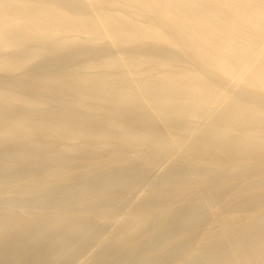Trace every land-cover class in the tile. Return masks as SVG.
<instances>
[{
	"label": "bare ground",
	"instance_id": "bare-ground-1",
	"mask_svg": "<svg viewBox=\"0 0 264 264\" xmlns=\"http://www.w3.org/2000/svg\"><path fill=\"white\" fill-rule=\"evenodd\" d=\"M110 46L114 54L103 50ZM70 47L76 48L67 52ZM53 53L42 62L49 84L22 72L29 61ZM67 53L85 60L75 70L65 68ZM55 70L63 72L50 74ZM171 151L192 152L195 166L202 164L203 151L207 164L233 160L222 179L244 176L251 163L264 170V0H0V201L14 197L0 210V264H76L108 228V221L91 216L39 222L22 217L27 190H21V169L34 175L29 179L38 190L61 182L39 197L53 196L54 204L97 199L88 212L107 214L127 203L123 193L131 186L122 185L144 174L136 155L156 168ZM120 152L133 154L131 168L103 171L97 184L68 183L69 169L97 156L116 164L121 160L113 154ZM232 153L238 156L228 157ZM73 159L78 160L71 168L62 166ZM40 164L45 166L35 168ZM188 180L186 173L166 169L158 184L183 187ZM57 187L60 193H52ZM107 189L118 201H105ZM195 210L201 209L176 222L188 229L200 217ZM121 216L127 224L137 220L134 214ZM136 224L135 232L142 226ZM255 224L227 242L231 250L248 242L261 245L264 229ZM123 259L119 254L105 264ZM248 260L264 261V245Z\"/></svg>",
	"mask_w": 264,
	"mask_h": 264
},
{
	"label": "rangeland",
	"instance_id": "rangeland-1",
	"mask_svg": "<svg viewBox=\"0 0 264 264\" xmlns=\"http://www.w3.org/2000/svg\"><path fill=\"white\" fill-rule=\"evenodd\" d=\"M95 1L97 3L100 2V0ZM99 4L106 5V2ZM150 44V46L160 45L158 43ZM121 46L119 45L118 47ZM21 48L22 50L27 49L28 45H22ZM75 48L70 47L67 52ZM96 49L100 50L101 46L96 47ZM103 50L114 54L113 46ZM55 55L56 53H53L29 61L22 69V72L26 73L25 76L29 78L40 77L49 84L50 81L47 78L51 75L45 74L46 71H43L44 64L42 62L46 61V58ZM62 59L65 68H73L75 70L80 63L84 62L85 57L82 54L67 53L63 55ZM62 72L55 70L50 72V74ZM239 86L237 84V86L233 87V91H237ZM224 87V92L227 96L232 97L233 95L227 91L231 90V86L226 85ZM52 90L53 87H49L46 91L50 92ZM28 93L34 94L37 91L33 90ZM217 95L221 97L223 94L218 92ZM24 112L32 115L29 111ZM174 122L185 125V121L181 118L175 119ZM217 126L221 127V125ZM234 136L237 135L234 134ZM184 152L185 154L178 151L165 153L159 161L160 166L158 165L156 168L146 167L147 159L136 155L141 161L137 167L141 168L144 174L135 177L132 184L122 185L127 188L131 186L129 191L123 193L124 201L127 203L121 210L117 212L111 211L107 214L93 215L88 212V207L95 204L98 201L97 199L89 201L86 198H82L63 204H54L53 196L39 197L44 191L61 182H53L44 190H38L34 185L36 180L29 179L34 175L26 171L28 168H23L21 169V190H27V194L21 195V216L29 215L35 217V222L43 219L81 218L85 216H91L95 222L108 221L106 232L102 235L100 234L93 243L87 246L84 256L77 262L81 264H91L93 262L105 264L109 258L119 254H123L124 259L118 264H264V261H252L251 263L248 260L264 245V234L258 237V240L262 241L261 245L258 246H255L253 242H248L240 250H231L227 244L228 241L233 240L252 224L256 223L255 226L264 229V220L256 221L258 217L264 214V170H259L257 164L251 163L244 166L249 169L244 173V176L235 175L230 180L222 179L218 176L223 170L233 166L231 164L233 160L229 162L230 164L224 163L218 166L207 164L209 156H205V154L208 152L204 153L203 151L199 153V160H203L202 164L195 166L192 163V159L195 158L192 152ZM113 156L121 161L116 164H108L106 156H97L89 165L72 169L68 168L72 178L68 183L76 184L86 181L91 184H97L102 181L100 174L103 171H108L116 166L131 168L129 165L133 156L132 153L120 152L113 154ZM234 156H238V154H228L230 158H235ZM77 160L65 161L62 166L71 168ZM262 161H264V158ZM21 166L24 165L21 164ZM44 166L40 164L35 168H43ZM57 168H52L48 171H53ZM93 168L94 170H91ZM166 169L184 172L188 175L189 180L183 184V187H181L182 184L176 183H168L169 185L158 184L160 174ZM67 170L62 172L68 173L69 171ZM83 171L88 172L85 175H79ZM113 171L115 170L113 169ZM45 177L50 178L51 175H46ZM171 185L178 188L172 192L164 191L167 188L166 186ZM61 186L59 187L60 191L62 190ZM59 188L57 187L52 193L56 191L57 193L55 194H59L60 191L57 190ZM240 188L245 189L238 192L241 190ZM110 190H106L108 198L105 201L107 203L118 201L115 196L111 197L113 194H111ZM11 191V189L6 190L7 193H11ZM13 198V195L5 196V200L3 202L0 201V210H6L5 208L8 206L9 201H12ZM7 200L9 201L7 202ZM38 205H40V208L35 209L34 207H38ZM195 208L201 209L195 210L196 215L200 217L191 227H187L189 226L187 225L186 228L188 229H184L185 227L179 225L176 221L184 220L187 216L186 213L193 212ZM27 211L30 213L27 214ZM35 211H40L41 213ZM127 214L136 215L137 220L132 224L125 223L121 215ZM138 222L142 223V226L135 232V226ZM25 223V225L28 224L27 222ZM50 239L51 236L48 235L42 241L47 242Z\"/></svg>",
	"mask_w": 264,
	"mask_h": 264
}]
</instances>
